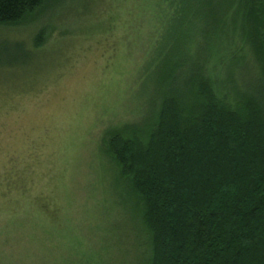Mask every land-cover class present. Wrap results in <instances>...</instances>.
I'll return each instance as SVG.
<instances>
[{"label":"rangeland","instance_id":"rangeland-1","mask_svg":"<svg viewBox=\"0 0 264 264\" xmlns=\"http://www.w3.org/2000/svg\"><path fill=\"white\" fill-rule=\"evenodd\" d=\"M222 1L190 31L211 33L202 44L205 75L235 107V81L250 75L232 57L244 51L248 67L254 61L237 3L217 22ZM166 2L59 0L0 26V264L149 263L142 205L105 138L155 119L159 94L144 73L170 14ZM216 33H227L224 43Z\"/></svg>","mask_w":264,"mask_h":264},{"label":"trees","instance_id":"trees-1","mask_svg":"<svg viewBox=\"0 0 264 264\" xmlns=\"http://www.w3.org/2000/svg\"><path fill=\"white\" fill-rule=\"evenodd\" d=\"M58 1L0 0V26ZM166 1L170 14L144 73L159 94L155 119L128 137L107 133L106 152L142 205L148 264H264V0H224L216 18L237 3L239 35L254 61L248 67L244 51L232 57V67L250 75L235 81V107L205 75L202 44L211 33L190 31L214 12V0Z\"/></svg>","mask_w":264,"mask_h":264}]
</instances>
